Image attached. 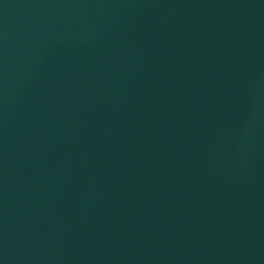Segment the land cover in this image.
I'll return each instance as SVG.
<instances>
[{"label": "water", "instance_id": "water-1", "mask_svg": "<svg viewBox=\"0 0 264 264\" xmlns=\"http://www.w3.org/2000/svg\"><path fill=\"white\" fill-rule=\"evenodd\" d=\"M0 264H264V0H0Z\"/></svg>", "mask_w": 264, "mask_h": 264}]
</instances>
